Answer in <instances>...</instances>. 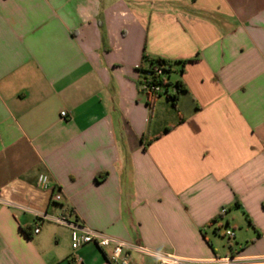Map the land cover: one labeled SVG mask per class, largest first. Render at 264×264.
<instances>
[{
    "label": "crops",
    "instance_id": "0c3cea01",
    "mask_svg": "<svg viewBox=\"0 0 264 264\" xmlns=\"http://www.w3.org/2000/svg\"><path fill=\"white\" fill-rule=\"evenodd\" d=\"M144 54L187 61L175 106L150 107ZM63 216L185 259L264 264V0H0V264H113L73 251Z\"/></svg>",
    "mask_w": 264,
    "mask_h": 264
},
{
    "label": "built area",
    "instance_id": "2783aa9c",
    "mask_svg": "<svg viewBox=\"0 0 264 264\" xmlns=\"http://www.w3.org/2000/svg\"><path fill=\"white\" fill-rule=\"evenodd\" d=\"M158 91V89H156ZM62 117H66L62 113ZM39 186L47 190L49 188V181L46 176H40L38 180ZM62 197L60 195L55 197V201L60 202ZM227 212L222 210V214ZM53 221L61 226L67 227L71 231V247L73 251H77L83 246L93 244L100 249L110 250V261L113 264H131V253H139L156 261L157 264H238L239 260L234 257H226L223 259H216L213 262H206L200 260H191L177 257L172 254L163 253L155 249H149L133 245L130 242L121 241L98 231L89 229L82 225L78 220L70 221L67 217L54 218ZM40 232L39 228L34 231L35 234ZM224 237L228 240L234 239V232L226 230ZM76 264H80L81 260L74 256ZM253 264L263 263L262 260H253Z\"/></svg>",
    "mask_w": 264,
    "mask_h": 264
},
{
    "label": "trees",
    "instance_id": "16d2710c",
    "mask_svg": "<svg viewBox=\"0 0 264 264\" xmlns=\"http://www.w3.org/2000/svg\"><path fill=\"white\" fill-rule=\"evenodd\" d=\"M186 63L187 61H169L143 55L142 64L138 69L139 86L141 91L148 96L150 107H153L157 99L163 97L175 106L179 96L187 92L182 81L172 82L170 80L177 72L176 66H181L182 70Z\"/></svg>",
    "mask_w": 264,
    "mask_h": 264
},
{
    "label": "rangeland",
    "instance_id": "374dc122",
    "mask_svg": "<svg viewBox=\"0 0 264 264\" xmlns=\"http://www.w3.org/2000/svg\"><path fill=\"white\" fill-rule=\"evenodd\" d=\"M174 75H172V77L170 79L172 82H175V76ZM226 230L233 231V228L226 227L225 224L223 223L222 227H221V229H220V231L218 233L219 234L218 238L221 239V241L224 243L226 249H228L229 245H235V240L234 239L228 240L226 237H224ZM239 232H240L239 229L235 230V233H239Z\"/></svg>",
    "mask_w": 264,
    "mask_h": 264
}]
</instances>
